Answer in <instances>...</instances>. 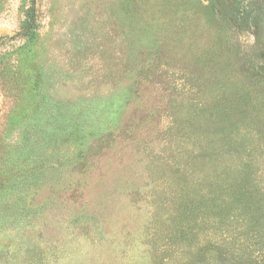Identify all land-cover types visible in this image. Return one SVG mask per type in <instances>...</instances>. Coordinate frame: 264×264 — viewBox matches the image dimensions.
I'll list each match as a JSON object with an SVG mask.
<instances>
[{
  "label": "rangeland",
  "instance_id": "1",
  "mask_svg": "<svg viewBox=\"0 0 264 264\" xmlns=\"http://www.w3.org/2000/svg\"><path fill=\"white\" fill-rule=\"evenodd\" d=\"M213 154L264 188V0H0V264H206Z\"/></svg>",
  "mask_w": 264,
  "mask_h": 264
},
{
  "label": "trees",
  "instance_id": "2",
  "mask_svg": "<svg viewBox=\"0 0 264 264\" xmlns=\"http://www.w3.org/2000/svg\"><path fill=\"white\" fill-rule=\"evenodd\" d=\"M216 157L211 155L210 162L219 165ZM219 167L209 189L202 190L186 212L196 214L199 225L206 226V245L211 246L204 251L206 264H264V188L249 176L252 164L243 166L251 167L246 173L241 166Z\"/></svg>",
  "mask_w": 264,
  "mask_h": 264
}]
</instances>
